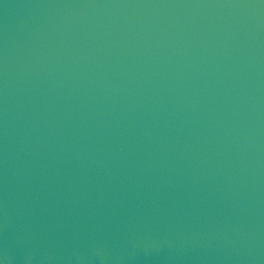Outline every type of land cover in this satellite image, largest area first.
<instances>
[{"label": "water", "instance_id": "95a60500", "mask_svg": "<svg viewBox=\"0 0 264 264\" xmlns=\"http://www.w3.org/2000/svg\"><path fill=\"white\" fill-rule=\"evenodd\" d=\"M2 264H264V0H0Z\"/></svg>", "mask_w": 264, "mask_h": 264}, {"label": "clouds", "instance_id": "9594fccd", "mask_svg": "<svg viewBox=\"0 0 264 264\" xmlns=\"http://www.w3.org/2000/svg\"><path fill=\"white\" fill-rule=\"evenodd\" d=\"M0 264H2V262H0Z\"/></svg>", "mask_w": 264, "mask_h": 264}]
</instances>
